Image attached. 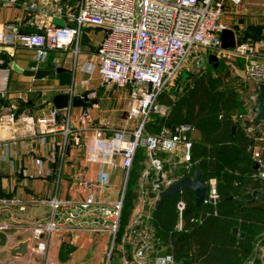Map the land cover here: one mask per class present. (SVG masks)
Instances as JSON below:
<instances>
[{
  "label": "built area",
  "instance_id": "built-area-1",
  "mask_svg": "<svg viewBox=\"0 0 264 264\" xmlns=\"http://www.w3.org/2000/svg\"><path fill=\"white\" fill-rule=\"evenodd\" d=\"M226 1L78 0L71 4L69 0H0V6L20 7L34 16L31 18L33 31L12 30L7 33L0 28V44L34 49L38 63L45 62L54 49H66L75 42L78 45L85 26H94L104 33L98 47V68L102 84L129 88L131 104L127 118L136 121L137 128L133 131L132 137L127 130L120 129L114 132L112 137L107 136L102 129L97 130L87 159L94 161L105 154L106 161L114 165L113 158L121 155L126 185L139 150L146 149L148 155V164L138 188L139 208L136 218L122 238L121 248L125 250L127 246L131 247L130 254L124 255L123 264L179 263L171 252L163 251L149 256L148 251L152 248L154 213L161 192L175 180L186 176L193 177L197 164L193 160L195 127L188 122L173 127L164 124L154 133L147 132V124L156 116L163 119L170 116L172 106L162 102L161 97L192 54L196 52L220 54L226 51L222 47L221 37L223 30L227 28L221 21ZM230 1L238 6L244 4V0ZM43 17H51L52 22H45ZM57 19L61 22H54ZM258 46L264 47V40L258 44L246 42L239 44L230 50V53L247 59L246 75L257 82L259 90V85L264 84V57L261 61L256 59ZM7 94V79L1 76L0 98L5 99ZM95 96L96 92H93L92 97ZM65 109H71V104ZM60 112L61 110L53 106L42 117L35 119L25 117L24 121L28 130L33 135H38L42 143L46 142L50 134L61 132L64 137L61 145L63 153L69 146L71 138L72 144L83 147L79 137L72 132L71 122H58ZM250 114H254V104L250 106ZM249 115L241 114L239 118H248ZM16 117L14 111L4 113L1 115L0 123L12 125ZM88 118L87 111L79 116L82 122ZM247 131L253 132L254 126L248 125ZM253 154L256 164L260 166L254 177L264 182V163L258 159L259 152ZM36 164L37 173L43 174V160L37 158ZM84 181L81 185H84L89 195L78 202L79 209L85 211L97 208L107 219L114 220L110 227L113 233L110 256L118 237L125 191L120 200L103 205L98 191L108 186L109 173L102 172L95 181ZM203 181L207 190L200 207L202 210L191 220L200 224L207 217L218 215L223 199L216 177H209ZM185 190L176 193V220L172 232L187 230L185 216L188 211V198ZM0 202L7 203L8 200L0 196ZM61 203L58 199L51 202L53 212L50 221L46 225L40 224L35 227L37 237L40 238L43 234L62 227L56 213ZM78 217V214L70 212L67 217L68 225L75 223L80 226ZM6 228V224H0V230ZM163 246L166 248V245ZM46 249L47 243L40 241L37 250L44 253Z\"/></svg>",
  "mask_w": 264,
  "mask_h": 264
},
{
  "label": "crops",
  "instance_id": "crops-1",
  "mask_svg": "<svg viewBox=\"0 0 264 264\" xmlns=\"http://www.w3.org/2000/svg\"><path fill=\"white\" fill-rule=\"evenodd\" d=\"M77 1L69 0L71 4ZM32 17L34 16L23 8L0 6V28L7 33L12 30L33 31ZM42 19L45 22H52L51 17ZM57 21L61 22L60 19L54 20V22ZM221 21L228 29L235 32L236 46L245 42L258 44L264 40V0H244L242 6L227 0ZM103 36L104 33L99 28L85 26L78 45L75 42L66 49L52 50L43 63L37 62L34 49L20 45L0 44V77L7 79L8 87L5 99L0 98V118L2 114L11 111H14L17 116L12 125L0 123V196L8 200L7 203L0 202V224L7 225L6 229L0 230V264H112V253L110 256L109 253L113 233L110 227L114 220L107 219L97 208L83 211L77 206L79 201H83L89 195L88 190L81 185L84 180H86L84 182L95 181L102 172L109 173L108 186L98 191L103 205L120 200L124 191L126 194L130 180L129 178L125 185V170L121 155L113 158L114 165L106 161L105 154L94 161L87 159L97 130L102 129L107 136L112 137L114 132L122 129L127 130L132 137L133 131L137 128V122L127 118L131 104L129 88L102 84L98 68V47ZM236 46L223 48L225 52L213 54L220 57L221 70L225 68L233 78L237 79L234 89L241 94L246 106L244 112L235 115L234 121L239 125L234 124L237 126L235 130H233L234 125L232 126V133H235L237 128L242 130L244 127L247 130L248 125L254 126V131L251 132L254 134L251 158L257 166L253 152H259L258 159L264 163V121L258 124L249 122H252L255 117V112L250 114V106H253V99L259 90L257 82L246 75L247 59L231 55L230 50ZM7 52L11 55L10 57ZM201 53L206 58L208 53ZM256 56L259 61L263 59L264 47H257ZM14 62L22 69L64 67L67 71L54 72L38 78L16 71L13 68ZM86 80L89 81L85 82ZM249 81L253 83L252 88L249 87ZM168 90L162 95L161 101L171 105L167 100L175 96ZM93 92H96L95 97H92ZM56 94L87 96L91 100L89 107L71 106V109L64 108L60 112L64 117L57 119L58 122L70 121L72 132L84 145L76 147L72 144L71 138L72 145L69 144L65 153L61 149L64 141L61 132L50 134L46 142L42 143L38 135H33L28 130L24 121L25 117L35 119L48 112L54 106L53 98ZM84 111L89 113V118L82 122L79 116ZM241 114H250V117L241 119L239 118ZM149 124L150 122L147 127ZM194 127V138L198 140L201 134L196 126ZM14 139L16 140L13 141ZM140 150L142 167L134 184L136 186L134 207L121 234L119 231L113 249L120 252L119 264H123L124 255L131 252L130 246L123 250L121 243L125 231L136 218L139 208L138 188L148 164L146 149ZM37 158L43 160V174L37 173ZM259 168L258 165L257 169L254 167V170L258 172ZM256 172L252 178L259 184L257 189L264 190V182L254 177ZM253 193L252 201L261 197L254 196ZM54 199L62 202L56 209L62 227L45 233L39 238L34 229L40 224H48L53 212L51 202ZM72 211L79 215L77 221L81 223L80 226L75 223L68 225L67 217ZM236 228L239 232L233 233L241 236L242 231L239 227ZM23 241L28 242V252L25 255L11 254L12 249ZM40 241L47 243L44 253L37 250ZM151 244L149 256L160 251L165 252L164 246L156 249L152 241ZM64 246L72 247L71 251L64 253ZM255 246L257 257L262 264L264 233ZM251 260L254 262V258Z\"/></svg>",
  "mask_w": 264,
  "mask_h": 264
},
{
  "label": "trees",
  "instance_id": "trees-1",
  "mask_svg": "<svg viewBox=\"0 0 264 264\" xmlns=\"http://www.w3.org/2000/svg\"><path fill=\"white\" fill-rule=\"evenodd\" d=\"M211 73H220L221 67ZM237 82L229 71L226 73ZM206 78V77H205ZM190 74L188 80L174 98H168L172 111L167 119L154 117L147 127L148 132L158 131L162 125L173 127L188 122L200 131L201 138L195 140L193 160L201 168L202 180L209 177L218 179L219 191L223 197L218 215H211L203 223L192 222L197 208L194 193L186 189L188 211L186 213L187 230L172 232L176 220V195L171 196L154 213V236L152 243L156 249L166 245L165 252L175 255L183 264H260L255 251L256 243L264 233V198L252 201L253 191L259 184L252 175L255 162L251 158L254 134L244 127L232 133L236 114L245 111L246 103L235 85L219 89L215 83L220 78L205 79ZM210 97V100H209ZM221 116V118H220ZM227 129V130H226ZM141 150L135 158V167L130 173V180L123 200L120 217V234L125 228L134 207L136 191L134 184L142 167ZM131 181V182H130ZM239 227L244 236L235 235L233 228ZM72 247L64 246L63 252L69 253ZM117 255L119 260H113ZM120 252H112V264H119ZM247 262V263H246Z\"/></svg>",
  "mask_w": 264,
  "mask_h": 264
},
{
  "label": "water",
  "instance_id": "water-1",
  "mask_svg": "<svg viewBox=\"0 0 264 264\" xmlns=\"http://www.w3.org/2000/svg\"><path fill=\"white\" fill-rule=\"evenodd\" d=\"M222 47L227 49L231 47H235L236 37L235 32L232 29H224L222 32ZM9 57L11 56L9 52H7ZM207 62L213 66L214 69H217L220 64V57L213 53H208L206 55ZM13 68L18 71L22 72L27 75L36 76L38 78L44 77L48 74L54 73V72H64L67 71L64 67H55V68H29V69H22L20 68L16 62L13 63ZM54 106L62 110L66 107L71 106L77 107V106H84L89 107L91 105V100L87 98V96H81V95H73L70 94H56L53 98ZM254 112L255 117L252 122L253 124H258L262 121H264V84L259 85V92L254 97ZM64 115L59 114L58 119L60 120L63 118ZM236 125L233 126V130L236 129ZM255 168H258V165L255 166ZM259 181V180H258ZM184 189H190L194 193V202L195 206L197 208H200L205 200L206 196V190L207 186L205 182L202 180L201 175V168L199 164H196V168L193 172V177L186 176L183 178H180L178 180H175L172 182L168 188L163 190L160 194V199L158 200V207L159 208L164 202H166L171 196L175 195L177 192L184 190ZM254 196H261L264 197V190H255ZM233 232L237 234L238 228H233ZM241 236H244V233H241ZM28 252V242L23 241L18 244L15 248L12 249L11 254L13 255H25ZM177 264H183L181 262ZM262 264H264V254L262 255Z\"/></svg>",
  "mask_w": 264,
  "mask_h": 264
},
{
  "label": "rangeland",
  "instance_id": "rangeland-1",
  "mask_svg": "<svg viewBox=\"0 0 264 264\" xmlns=\"http://www.w3.org/2000/svg\"><path fill=\"white\" fill-rule=\"evenodd\" d=\"M56 23H59V21H57ZM210 72H212V68H211V65L207 62V59L205 58V56H203L201 52H196L195 54H192L188 58V60L185 62V67L181 70L180 74L174 79L168 91H171L174 96H177L179 93V90H181V87L184 85L183 83H185L190 77V74H194V76L202 75V77L204 78L206 77L205 79L207 80L210 79V77L220 78L221 82L219 81L218 83H215V85L213 84L211 85L210 83L209 86H211V88L216 86V88L222 89L224 88V86L226 88V86L230 87V86L235 85V81H232L229 78V76L226 75L227 71L225 70V68H223L220 73L209 74ZM249 87L250 88L253 87V83L251 81H249ZM209 100H210V97H209ZM113 260L114 261L119 260L118 256L114 255ZM248 263L252 264V260H250Z\"/></svg>",
  "mask_w": 264,
  "mask_h": 264
}]
</instances>
